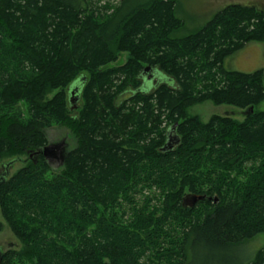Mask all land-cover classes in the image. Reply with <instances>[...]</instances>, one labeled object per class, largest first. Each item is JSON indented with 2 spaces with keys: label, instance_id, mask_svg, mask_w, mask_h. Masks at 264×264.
I'll use <instances>...</instances> for the list:
<instances>
[{
  "label": "trees",
  "instance_id": "16d2710c",
  "mask_svg": "<svg viewBox=\"0 0 264 264\" xmlns=\"http://www.w3.org/2000/svg\"><path fill=\"white\" fill-rule=\"evenodd\" d=\"M176 13L175 0H0V161L40 151L52 127L77 137L58 172L37 154L0 183L24 244L2 264H201L195 252L264 235V69L225 65L264 43V9L230 4L185 35ZM147 66L170 81L147 90ZM206 101L254 112L189 114ZM245 258L212 260L264 264L263 251Z\"/></svg>",
  "mask_w": 264,
  "mask_h": 264
},
{
  "label": "rangeland",
  "instance_id": "374dc122",
  "mask_svg": "<svg viewBox=\"0 0 264 264\" xmlns=\"http://www.w3.org/2000/svg\"><path fill=\"white\" fill-rule=\"evenodd\" d=\"M121 1L122 0H100L103 5L106 3L117 5ZM137 1L139 0H130L132 4ZM175 2L176 14L185 23V26L179 32L180 35H185L200 29L214 16V14L230 4L254 5L264 9V0H175ZM127 57L128 54H121L117 63L126 62ZM225 65L229 70H237L241 72H254L259 69H264V43L250 42L246 44L242 50L230 56L226 60ZM155 71L157 73L156 77L159 81H170L163 72L158 69H155ZM144 85L147 86V90H151L154 87V85L148 81L146 83L144 82ZM129 95V92L124 94L118 101L120 102ZM75 105L78 108L82 105V101L78 99L75 101ZM77 108L74 109L76 110L75 113H77ZM256 110L264 111V101L256 107ZM188 111L191 115H198L204 122H207L213 115L230 116L238 121H243L245 119V111L243 109L230 105H215L210 101L197 104L191 107ZM46 135L48 138V145H57L64 141L66 143L65 151L74 148L77 144V137L73 131L66 126L52 127L46 131ZM11 161L15 162L14 165L10 167L8 177L14 175L18 170L30 164L33 160L30 159L29 154L14 153L9 156L7 155L0 161V175L6 171V166ZM49 163L54 172L61 170L62 159L60 157L52 158ZM0 222L3 225L2 230L0 231V249L4 252L8 250H24L23 242L12 232L11 228L3 218L1 209ZM260 251L264 252V235H259L242 245L241 248L233 250L211 252L210 250L203 249L194 253V255H199L197 260L193 258L194 255L191 259L192 262L194 260L197 262L199 261L201 264H213V260H217L219 263H226L228 260L236 259L240 261L242 257H246L245 262H247L249 259H253ZM30 264H33V262Z\"/></svg>",
  "mask_w": 264,
  "mask_h": 264
},
{
  "label": "water",
  "instance_id": "95a60500",
  "mask_svg": "<svg viewBox=\"0 0 264 264\" xmlns=\"http://www.w3.org/2000/svg\"><path fill=\"white\" fill-rule=\"evenodd\" d=\"M154 72H156L155 70H152L151 66H147L144 70V75L147 78V80H151L154 77ZM81 95H80V86H78L77 84H75V86L70 87V104H71V109H75L77 108L75 105V101H77L78 99H80ZM254 112V106L250 107L249 109L245 110L244 115L248 116L250 114H252ZM176 125H174L172 128L169 129L168 131V139H167V143L164 149H173L175 145H177L180 141L178 135L176 134ZM65 145L66 143L63 141L61 144H57V145H53V144H49L46 145L43 149H41L40 151H38V154H42L48 161H51L52 158H61L62 159V163L64 161V153H65ZM15 161H11L9 164H7L6 166V171L0 175V183L4 182L9 175V168L11 166L14 165ZM200 199H202L203 197H199ZM198 197H192L189 198L187 197L185 199V202H189L191 205H194L195 202L197 201ZM4 251L2 249H0V264H2L3 258H4Z\"/></svg>",
  "mask_w": 264,
  "mask_h": 264
},
{
  "label": "flooded vegetation",
  "instance_id": "af4514ba",
  "mask_svg": "<svg viewBox=\"0 0 264 264\" xmlns=\"http://www.w3.org/2000/svg\"><path fill=\"white\" fill-rule=\"evenodd\" d=\"M155 76V75H154ZM145 79L147 80V78L145 77L143 80L145 81ZM148 81H150L151 83H157V79H156V76L155 77H153L151 80H148ZM73 86H75V84L74 85H72V87ZM37 152L36 153H29V157H30V159L31 160H33V161H37V159H38V156H37ZM34 155V156H33ZM8 172H10V168H9V170H8Z\"/></svg>",
  "mask_w": 264,
  "mask_h": 264
}]
</instances>
